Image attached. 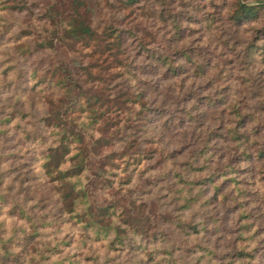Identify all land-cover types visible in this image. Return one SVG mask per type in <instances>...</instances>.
Instances as JSON below:
<instances>
[{"label":"rangeland","instance_id":"obj_1","mask_svg":"<svg viewBox=\"0 0 264 264\" xmlns=\"http://www.w3.org/2000/svg\"><path fill=\"white\" fill-rule=\"evenodd\" d=\"M188 1L200 0H0V118L13 109L26 113L7 123L1 120L0 229L4 238L12 239L9 252L0 249V264H152L146 259L150 250L157 255L171 251L174 264H181L183 237L188 236L173 220L198 224L202 230L196 237L213 247L215 258L204 256L199 264L208 258L217 264H264V160L259 164L263 172L248 171L250 165L241 148L234 149L237 142L231 133L227 148L223 130L211 127L215 122L199 124L185 113L193 101L184 90L192 85L179 89L178 82L154 71L148 66L152 60L142 55L136 73L128 72L115 55L117 41H127L133 53L134 46L144 52L160 50L174 35L173 15ZM244 32L242 28L235 36L229 31V41H245L250 31ZM208 33L187 30L184 41L194 43ZM247 66L231 69L239 80L237 88L249 94L240 105L247 103L264 116V100L255 103L250 94L255 84L264 89V73H255L264 64ZM254 76V83L241 82ZM196 83L195 92L205 93ZM143 87L148 88L144 99L138 96ZM144 102L173 119L161 144L152 140L159 130L138 123ZM47 116L52 124L45 121ZM59 119L87 143L100 139L78 184L96 208L115 206L114 224L124 229L119 236L124 243L111 244L113 234L95 241L89 230L60 212L57 183L42 167L47 146L59 138L53 126ZM224 119H229L230 129L236 121L231 107ZM258 137L264 148V129ZM213 172L218 174L213 184H222L216 193L206 184H183L177 176L199 181ZM24 191L34 198L28 205L35 227L9 213V199L21 198ZM83 232L87 235L81 237ZM69 236L72 242L67 244ZM56 243L59 251L45 250ZM200 255L189 258L195 261Z\"/></svg>","mask_w":264,"mask_h":264},{"label":"trees","instance_id":"obj_2","mask_svg":"<svg viewBox=\"0 0 264 264\" xmlns=\"http://www.w3.org/2000/svg\"><path fill=\"white\" fill-rule=\"evenodd\" d=\"M127 2L138 3L140 0H127ZM183 7L185 8L175 13L174 18L171 19V26L175 29L174 35L170 40L164 42L160 50L149 48L144 52L140 46L139 48L134 46L133 53L127 41H117L115 55L120 58L118 60L119 66L128 72L136 73L137 68H139L137 58L142 55L145 60H152L148 66L154 71L164 78H173L175 82H178L179 89H182L186 84L192 85L191 89L186 90L185 88L184 90V96L193 101L185 113L191 118L194 117L199 124L210 125L215 122L216 125H211V127H215L216 130H223L220 135L227 148H229V133H231L232 140L237 142V147L234 149L241 148L240 154L251 166H249L248 171L256 168L257 173L263 172L261 169L263 166L259 164L264 160V148L259 146L258 136L264 129V116L257 113L253 107L248 109L247 103H243V106L240 105L241 101L245 102L243 99L247 101L249 94L237 88L239 80L234 73L232 74L231 69H233L232 66L241 65V68L245 70L248 68V64L253 65L255 69L258 65L264 64V4L250 5L238 0H200L199 3L194 4L190 1L185 2ZM198 14L199 17H197ZM164 21L167 22L166 19ZM242 28L244 33L250 31L244 38L245 41H241L240 37H237L235 41H229V31H232L233 35L236 36V32ZM81 30L87 34H92V30L88 27L82 26ZM187 30H197L200 35L207 31L209 33L205 38L202 37L201 40L193 43V41H184ZM245 58L248 60L245 61ZM255 73L260 76L264 73V69ZM256 78L255 76L250 79L245 77L244 80H240L242 83H248L249 80L254 83ZM197 81L200 82L198 89L205 93L195 92ZM255 86L253 89L251 88L250 94L255 95V103L262 104L264 89L261 84H255ZM147 89V87H143V91L138 96H142L144 99ZM229 107L234 110V119H236V121L234 120L235 123L232 121L234 125L230 129L229 119H224V114L229 113ZM192 111L195 112L192 113ZM138 114L140 116L137 117L139 124L142 126L150 125L152 132L153 129L156 132L159 130L152 140L154 143L161 144L163 133L171 127L173 119L164 118L160 109H153L146 102L141 106ZM17 115L24 117L26 113L20 109H13L7 116L0 118V137L5 132V128L2 127L4 123L3 121L1 123V120L3 119L7 123ZM45 121L52 124L50 116H47ZM53 126L57 128L56 132L59 134V138L55 144L47 146V153L42 158V167L57 183L58 202L61 205L59 208L62 210L60 212L68 214L69 220L79 225L82 230H89V237L91 236L95 241H102L109 234H113L114 238L109 241L111 244L115 240L124 243L122 237H119L120 232H124V229L121 230L117 224H114L115 216H118L115 206L108 205L96 208L95 205L90 204L85 190L78 184L77 178L86 173L89 168L92 159L95 157L96 145H99L100 139L97 138L87 143L83 135L75 132L73 128L68 129L66 122L61 119L57 120V124ZM206 140L210 142L211 139L207 138ZM107 143L109 142L104 141V144ZM90 148H93V151ZM216 175L218 174L213 172L200 178L199 181H190L185 179L182 173H177L179 181L183 184H206V186L213 188L214 193L222 185L221 182L220 184L216 182L213 184V178ZM28 194L30 193L24 191L23 198L9 199L11 201L9 213L18 219L28 221L33 226V220H35L32 218L33 207L28 205V202L30 198H34L28 197ZM222 196L224 197L225 194ZM0 198H4V195L0 194ZM171 222L175 223L182 233L188 236L183 237L182 254L184 257L181 258V264H199L200 259L204 256L215 258L213 247L208 240L203 244L196 237V234L202 230L197 227L198 224L181 220ZM40 223L43 226L45 222L41 221ZM2 224L3 222H0V225ZM84 234L87 235L83 232L81 237ZM190 235H194V237L188 241ZM11 239L12 237L4 238L0 229L1 250L10 251ZM70 242L72 239L69 236L67 237V244ZM59 245L60 243H56L52 247L46 246L45 250L52 248L51 250L59 251ZM200 251L201 255L195 261H191L189 255ZM153 252L151 250L146 251V259L149 263L174 264L177 261L170 256L171 251L165 250L163 255H157L156 250ZM185 258L188 260L185 261ZM203 264L217 263L208 258Z\"/></svg>","mask_w":264,"mask_h":264}]
</instances>
